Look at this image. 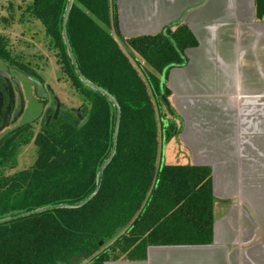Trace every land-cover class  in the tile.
Listing matches in <instances>:
<instances>
[{"label":"trees","instance_id":"1","mask_svg":"<svg viewBox=\"0 0 264 264\" xmlns=\"http://www.w3.org/2000/svg\"><path fill=\"white\" fill-rule=\"evenodd\" d=\"M254 1L256 18L264 21V0ZM67 4L31 0L19 22L43 27L54 50L57 78L81 102L83 119L61 110L33 138L0 146V219L79 204L96 188L97 174L113 150L112 157L96 194L83 206L54 207L1 223L0 264H68L82 252L85 264H103L143 258L149 247L210 245V168L160 160L163 123L157 110L171 95L168 72L185 66L186 52L197 47L194 35L179 23L153 35L123 37L127 49L114 31L112 0H72L63 30ZM0 58L31 74L28 65L11 58L1 36ZM169 112L174 114L170 106ZM30 141L34 162L15 170L20 148Z\"/></svg>","mask_w":264,"mask_h":264},{"label":"crops","instance_id":"2","mask_svg":"<svg viewBox=\"0 0 264 264\" xmlns=\"http://www.w3.org/2000/svg\"><path fill=\"white\" fill-rule=\"evenodd\" d=\"M221 1L115 0L122 37L182 17L197 41L166 84L173 112H187L190 165L211 170L214 224L210 245L149 247L143 258L103 264H264V21L254 0Z\"/></svg>","mask_w":264,"mask_h":264},{"label":"rangeland","instance_id":"3","mask_svg":"<svg viewBox=\"0 0 264 264\" xmlns=\"http://www.w3.org/2000/svg\"><path fill=\"white\" fill-rule=\"evenodd\" d=\"M30 1L31 0H0V19L8 20L5 23H0V36L6 39L11 58L17 59L18 61H21V63L28 65L31 73L30 75L36 74L44 81L46 80L50 82L60 102L66 104L68 107L79 108L81 106V102L73 95L74 91L69 87L68 83H65V81L59 80L57 78V67L55 65V58L53 54L54 50L49 48L48 39L43 33V27L36 21H29L25 23L19 22L21 10H23L24 6ZM215 1H217V3H222L221 0ZM195 4H192L191 6ZM188 10L186 9V12ZM183 14H185V11ZM210 15V13L204 12L203 14L198 15L197 18H205L206 16ZM177 21L178 20L170 24H173ZM179 23L180 22L177 24ZM194 29L197 30L196 25H194ZM21 72L27 75V73L24 71ZM22 80L26 81L24 75L22 76ZM169 103L171 107L172 104L170 97ZM187 106L189 108H194V106L192 107V104L190 103ZM198 110L200 109L198 108ZM157 111L159 115L158 117L163 123L162 137L168 138L166 142H164V155L161 154L160 158L162 164H191L193 161L189 151L190 149L183 141V139L186 138H182L185 132L186 118L184 116L187 114L186 110L184 109L182 114L179 113L176 115L175 113H170L169 109L161 104L160 109ZM35 112H38V109L27 112L25 116L26 121L34 119L36 116ZM188 122L191 123V120H188ZM172 123H174L175 126L173 132L170 130V125ZM38 129L39 126L34 127V131H37ZM189 132L192 133L193 130H190ZM163 138L161 139V150ZM35 155L36 150L32 144V141H30L27 145L22 146L17 155V166L15 170H22L29 167L34 162ZM109 244L110 243L106 244L104 247H108ZM118 254L119 253H117V255ZM118 258L122 257L119 256ZM85 263L86 260L82 261L81 264Z\"/></svg>","mask_w":264,"mask_h":264},{"label":"flooded vegetation","instance_id":"4","mask_svg":"<svg viewBox=\"0 0 264 264\" xmlns=\"http://www.w3.org/2000/svg\"><path fill=\"white\" fill-rule=\"evenodd\" d=\"M21 71L14 64L0 58V146L7 142L14 143L24 136L33 138L42 126L47 127L53 121L49 120L45 126L46 117H52L56 107L54 96L57 94L52 84L36 74L26 75ZM23 75L26 81L22 80ZM39 87L42 96L39 95ZM62 104L66 107L60 108L57 117L61 110L70 109L73 113L75 109L82 110L81 106L72 108ZM36 109L38 112H35V118L26 121V113ZM38 126L39 129L34 131V127Z\"/></svg>","mask_w":264,"mask_h":264},{"label":"water","instance_id":"5","mask_svg":"<svg viewBox=\"0 0 264 264\" xmlns=\"http://www.w3.org/2000/svg\"><path fill=\"white\" fill-rule=\"evenodd\" d=\"M71 3H72V0H68V4H67V7H66V10H65V13H64V16H63V22H62V29L64 30V26H65V22H66V18H67V14L70 10V7H71ZM112 7H113V19H114V31L119 39V41L128 49V47L126 46V43L118 29V25H117V21H116V7H115V0H112ZM181 19H178L177 22L173 23V24H170L168 25L167 27L170 28L174 25H176L178 22H181ZM63 39H64V43L66 45V49L68 51V55L70 56L71 58V61L72 63L73 62V58H72V54L71 52L69 51V47H68V44H67V41H66V38H65V35H64V31H63ZM79 78L85 82V84L89 87H92L88 82H86L82 76L79 74ZM164 81V75H162L161 77V83ZM42 94V89L41 87H39V95ZM42 96V95H40ZM54 101L56 103V107H55V111H54V114L52 117H49L47 116L46 117V121H45V126L48 125L49 123V120H53L55 121L57 119V115H58V112L60 110L61 107H66L65 105H63L62 103L59 102V99L58 97L55 95L54 96ZM166 107L169 109V104L168 102H166ZM74 113L76 114L77 116V119L78 120H82L83 119V111L80 110V109H75L73 110ZM47 114V113H46ZM119 116H120V112H119V109L117 108V115H116V123H115V128H114V133H113V146L115 145V137H116V131H117V127H118V121H119ZM164 141H163V144H162V155H164ZM112 153H113V150L111 151L110 153V156L109 158L103 163V165L101 166L100 168V171L99 173L97 174V179H96V188L94 189V191L86 198L84 199L82 202H80L79 204L75 205V206H67V205H57V206H50V207H46V208H41V209H37V210H34V211H30V212H27V213H23V214H20V215H17V216H14V217H9V218H4V219H0V224L1 223H6V222H9L13 219H17V218H20V217H25V216H29V215H32V214H35V213H40V212H43V211H46L48 209H52L54 207H60V208H79L81 206H83L87 201H89L97 192V185L99 183V179H100V175L102 173V171L104 170V168L106 167V165L109 163V161L111 160V157H112ZM118 231V230H117ZM101 244V243H100ZM85 256H86V253L82 252V253H79L78 255L74 256L72 259H70L69 263L68 264H78L80 262H82L84 259H85Z\"/></svg>","mask_w":264,"mask_h":264}]
</instances>
